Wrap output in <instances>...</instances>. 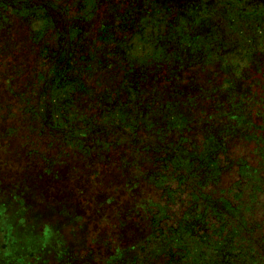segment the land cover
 Listing matches in <instances>:
<instances>
[{"label":"trees","instance_id":"trees-1","mask_svg":"<svg viewBox=\"0 0 264 264\" xmlns=\"http://www.w3.org/2000/svg\"><path fill=\"white\" fill-rule=\"evenodd\" d=\"M105 1L82 0L81 4L89 12ZM110 2L105 6V18H100L104 25L76 59L70 53L71 45L59 41L58 34L52 42H60L62 50L51 51L48 45L41 49V59L49 67L44 72L41 68L27 86L19 116L55 133L48 138V146L67 144L86 157L114 143L126 155L120 163L130 158L132 165L141 169L144 162H150L149 170L143 172L151 174L150 181H163L168 168L171 179L183 172L176 184L180 193L188 187V191L203 194L205 183L194 180L193 184L194 172L202 167L209 173L217 172L219 155L226 153L229 138L241 136L246 143L255 142L256 161L261 167L264 0H121L119 11ZM45 4L43 0H0V30L11 28L6 15L16 17L32 35L30 41L36 43L47 24L51 26L47 30L52 29ZM68 11L70 7L64 10ZM103 73L107 80L120 77L97 94L90 79L101 80ZM89 109L93 113L86 115ZM18 129L11 131L15 135ZM97 129L99 134L106 132V138L111 135L110 141L97 139ZM192 133L198 139L196 145L190 143ZM91 134L97 147L88 151L84 145ZM154 166L155 172L151 170ZM51 167L44 171L56 177L65 173ZM240 173L244 185L261 179V170L256 168L241 166ZM144 179L136 178L131 185ZM125 186H129L127 181ZM164 194L173 195L168 191ZM103 201L108 204L113 199ZM159 210L148 226L142 225L134 245L122 249L123 254H140V259L133 258L135 263L264 264V257L251 246L244 249L236 242L239 247L225 248L229 237H238L242 231L226 214L196 210L199 225H194L184 212L171 227L163 225L158 230L165 216ZM211 215L215 222L205 219H212Z\"/></svg>","mask_w":264,"mask_h":264},{"label":"rangeland","instance_id":"rangeland-1","mask_svg":"<svg viewBox=\"0 0 264 264\" xmlns=\"http://www.w3.org/2000/svg\"><path fill=\"white\" fill-rule=\"evenodd\" d=\"M81 1L43 0L52 29L47 30L51 27L47 24L45 34L36 43L30 41L24 24L16 17L6 15L11 28L0 30V264H123L126 260L131 264L135 256L140 259V254H135V247L134 252L127 254L122 249L134 245L137 232L142 225L148 226L151 216L160 208L165 216L161 217L158 230L163 225L171 227L184 212L194 225H199L196 210L222 212L242 228L238 237H229L225 248L231 250L240 242L244 249L251 246L264 257V164L258 167L255 142L246 143L241 136L226 140V153L219 155L217 172L209 173L204 167L194 172L192 183H205L203 194L188 191V187L180 193L176 184L183 172L171 179L168 168L163 181H150L151 174L143 173L149 170L150 162H144L141 169L135 168L130 158L120 163L126 155L114 143L86 157L67 144L48 146V138L55 133L19 116L17 111L24 107L22 100L26 97L21 96L27 86L41 68L44 72L49 67L41 59V49L48 45L51 51L62 50L60 42L56 45L52 37L58 34L59 41L68 42L76 59L81 50L90 47L104 25L100 18L105 16L109 0L89 12L84 11L86 7ZM111 1L119 11L121 0ZM66 7H70L68 13L64 12ZM119 77L107 80L103 73L101 80L93 77L90 83L100 94ZM91 113L90 109L86 111V115ZM15 128L19 129L14 135L11 130ZM97 131V139L110 141L111 135L106 138V132ZM96 138L89 135L84 148L95 150ZM197 142L192 133L190 143ZM46 166L65 173L59 177L50 175L44 171ZM241 166L261 170L259 188L256 183L244 185L240 181ZM156 169L157 166L151 168L153 172ZM141 177L145 179L131 185ZM126 181L129 186H125ZM166 191L173 195L167 197ZM104 198L113 202L104 204ZM149 202L151 207L145 208ZM211 218L205 219H216L214 215ZM221 234L227 236L225 232Z\"/></svg>","mask_w":264,"mask_h":264}]
</instances>
